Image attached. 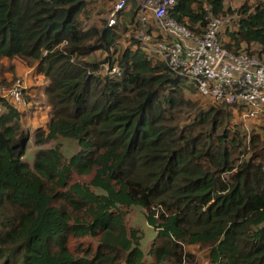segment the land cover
<instances>
[{
  "label": "trees",
  "instance_id": "1",
  "mask_svg": "<svg viewBox=\"0 0 264 264\" xmlns=\"http://www.w3.org/2000/svg\"><path fill=\"white\" fill-rule=\"evenodd\" d=\"M86 4L0 0V60L41 73L50 104L31 130L26 108L0 97V264H179L191 244L205 245L211 264H264V135L233 121L238 104L189 96L196 84L137 43L113 50L138 5L108 26V15L84 23ZM228 11L223 0H175L168 13L200 33L209 13ZM241 12L223 45L264 58V4ZM105 62L121 75L103 74ZM63 140L74 142L70 156ZM132 206L155 231L146 252L141 230L125 224L122 207ZM70 236L95 246L77 254Z\"/></svg>",
  "mask_w": 264,
  "mask_h": 264
},
{
  "label": "built area",
  "instance_id": "2",
  "mask_svg": "<svg viewBox=\"0 0 264 264\" xmlns=\"http://www.w3.org/2000/svg\"><path fill=\"white\" fill-rule=\"evenodd\" d=\"M134 1L142 28L153 19L167 35L149 44L150 49L172 71L193 81L200 96L238 104V120L243 122L264 113V58L241 50L232 52L223 45L221 33L229 26L230 16L207 15L202 32L195 33L169 15L175 0ZM127 5V0H114L107 14L108 26ZM106 74L120 76L121 69L116 63L107 64ZM26 90L23 79H17L9 88L0 89V97L27 107Z\"/></svg>",
  "mask_w": 264,
  "mask_h": 264
},
{
  "label": "rangeland",
  "instance_id": "3",
  "mask_svg": "<svg viewBox=\"0 0 264 264\" xmlns=\"http://www.w3.org/2000/svg\"><path fill=\"white\" fill-rule=\"evenodd\" d=\"M86 2L87 4L81 13V17L83 18L84 23H87L88 25H101L103 23L102 21L107 19L108 11L111 8L114 0H86ZM127 3L128 6H131L136 10V1L127 0ZM259 3L264 4V0H223L224 9H226L227 11L228 9L230 10L225 14L221 13L217 16L231 17L229 26L226 27L221 33L223 43H227L229 41L227 32L237 29L238 21L243 16L241 12L242 5L247 4L248 6H254ZM209 15L214 16L210 13ZM120 19L121 16L118 17L117 21H119ZM135 21L137 23L132 22V27L129 26L130 28L128 29H125L124 26L120 27L121 35L116 41L113 50L118 53L125 47H135L134 44L137 43V45L141 46V48L147 53L148 57L159 59V57L150 49L149 44L154 42L156 39L166 38V33L158 26L157 23L153 21V19H149V21L145 23L144 29L138 21V14L135 18ZM105 55V52L96 51L91 55V58L95 60H102L105 58ZM107 64L108 62L101 64L103 74L106 73ZM17 79H23L24 84L27 87V93H25L24 97L30 107L29 110L24 111V117L22 121L23 123L26 122L25 125L32 130L31 126L34 125L33 121H36V119H38L37 117L40 115V113H44L43 111L50 109V104L45 95V88L48 85V81L41 73L36 71L34 67L27 64L21 58H2L0 60V89L9 88ZM188 95L192 98L200 100V102L204 105L210 103L209 100L204 99L200 95H198L196 90L188 93ZM1 110L2 109L0 108V111ZM233 121L240 124L241 129H243L247 135H249L252 131L257 132L260 135H264V115L258 118L246 120L245 122L237 120V118L233 116ZM67 146H70V148H66ZM63 148L65 156H70L75 152L74 142L63 140ZM34 153L35 147L30 141L27 144L25 153L23 155L24 160L32 164ZM88 179L89 176H80L76 174L73 175V180L87 181ZM122 210L125 214V224L127 228H137L141 230V248L144 252H146L155 237V231L153 230V228L148 226L144 216V210L138 206L122 207ZM67 244L68 248L71 251L76 252L77 254H82L90 245H92L93 247L95 246L94 240L87 236H70ZM206 249L207 247L205 245H183L184 255L179 264H211L207 257ZM161 264L173 263L168 260L162 262Z\"/></svg>",
  "mask_w": 264,
  "mask_h": 264
},
{
  "label": "crops",
  "instance_id": "4",
  "mask_svg": "<svg viewBox=\"0 0 264 264\" xmlns=\"http://www.w3.org/2000/svg\"><path fill=\"white\" fill-rule=\"evenodd\" d=\"M26 93H27V90H26ZM29 107H30V105L25 107L26 108L25 111L29 110ZM49 111H50V109H47L46 111H43L44 113H40V115L37 117L38 119H36V121H33L34 125H32L31 127L35 128V127L40 126V125H45V123L48 121Z\"/></svg>",
  "mask_w": 264,
  "mask_h": 264
}]
</instances>
